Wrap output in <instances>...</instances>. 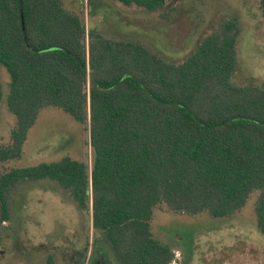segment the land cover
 <instances>
[{"label":"trees","instance_id":"obj_1","mask_svg":"<svg viewBox=\"0 0 264 264\" xmlns=\"http://www.w3.org/2000/svg\"><path fill=\"white\" fill-rule=\"evenodd\" d=\"M102 1L148 12L166 7V0ZM260 11L264 18V0ZM238 37L230 20L174 63L140 42L87 30L83 13L63 0H0V64L17 120L0 162L22 157L49 108L86 128L93 153L92 166L65 157L1 175L4 219L13 187L49 180L92 215L119 264H173L174 250L153 234L155 210L226 218L258 192L264 234V85L234 81ZM3 96L0 77V120Z\"/></svg>","mask_w":264,"mask_h":264},{"label":"rangeland","instance_id":"obj_2","mask_svg":"<svg viewBox=\"0 0 264 264\" xmlns=\"http://www.w3.org/2000/svg\"><path fill=\"white\" fill-rule=\"evenodd\" d=\"M70 11H81L87 30L99 28L107 37L144 44L161 58L182 63L204 39L235 20L239 26V85H264V18L260 0H166V7L148 12L102 0H63ZM90 3V5H89ZM3 86L0 146L9 145L16 117L7 108L11 78L0 64ZM89 133L71 116L55 108L43 110L30 130L23 155L0 162V176L12 169L53 163L70 157L89 166L93 153ZM9 216L0 206V264H119L92 215L82 211L70 192L43 180L21 183L7 193ZM258 192L237 213L214 218L208 213L175 214L166 205L154 212L156 239L172 248L173 264H264V234L255 213Z\"/></svg>","mask_w":264,"mask_h":264}]
</instances>
